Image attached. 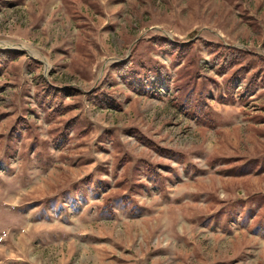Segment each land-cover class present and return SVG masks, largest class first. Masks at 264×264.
<instances>
[{
	"label": "rangeland",
	"instance_id": "1",
	"mask_svg": "<svg viewBox=\"0 0 264 264\" xmlns=\"http://www.w3.org/2000/svg\"><path fill=\"white\" fill-rule=\"evenodd\" d=\"M0 264H264V0H0Z\"/></svg>",
	"mask_w": 264,
	"mask_h": 264
}]
</instances>
